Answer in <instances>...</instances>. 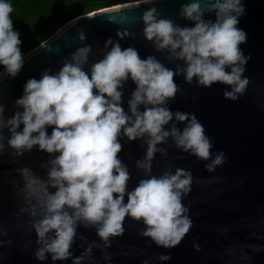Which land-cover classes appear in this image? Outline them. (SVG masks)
Segmentation results:
<instances>
[{
    "label": "clouds",
    "instance_id": "1",
    "mask_svg": "<svg viewBox=\"0 0 264 264\" xmlns=\"http://www.w3.org/2000/svg\"><path fill=\"white\" fill-rule=\"evenodd\" d=\"M13 11L10 0H0V68L10 78L24 65ZM244 12L241 0H205L203 8L192 2L182 6L180 17L194 26L181 27L160 18L156 8H149L141 17L144 39L156 51H166L169 60L182 61L183 67L174 71L154 56L142 59L135 48L122 49L109 38L103 58L87 70L90 45L72 53L58 72L45 69L39 79L27 80L14 105L22 111L5 119L0 105V141L7 129V147L17 157L34 147L50 157L46 179L30 169L20 170L38 246L34 252L37 261L48 256L53 262L69 259L81 226L94 229L107 244L110 238L123 235L126 218L142 223L141 235L159 248L171 249L181 243L192 227L189 209L183 204L191 191V172L177 168L174 173L169 169L152 175L151 161L157 153L167 155L158 146L171 140L181 152L207 161L209 172L226 162L223 152L213 156L212 141L196 116L172 112L168 103L180 91L174 79L178 75L187 84L195 79L198 87L226 86L225 100L234 102L243 95L249 57L240 48L247 42V34L237 25ZM206 13H214L215 21L205 20ZM116 35L124 39L128 33L118 31ZM79 40H85L83 33ZM129 79L135 90L126 112L122 89ZM179 124H184L183 129ZM48 128L52 129L50 135ZM121 137L146 145L145 157L136 167L147 178L140 179L131 191V174L119 156ZM4 147L0 143V150Z\"/></svg>",
    "mask_w": 264,
    "mask_h": 264
},
{
    "label": "water",
    "instance_id": "2",
    "mask_svg": "<svg viewBox=\"0 0 264 264\" xmlns=\"http://www.w3.org/2000/svg\"><path fill=\"white\" fill-rule=\"evenodd\" d=\"M192 2L205 7V0H153L77 17L25 56L23 68L15 78L8 77L4 70L0 73V105L4 106L5 119L22 111L14 105L22 97L27 80L39 79L45 69L58 72L72 53L90 45L87 70L103 58L109 38L122 49L135 48L142 59L154 56L174 71L183 67L182 61L169 60L166 51H156L144 39L141 17L154 7L160 18L170 19L181 27H193L191 21L180 17L182 6ZM241 2L245 12L237 26L247 34V42L240 48L249 57L244 72L248 84L243 95L234 102L225 100L226 86L198 87L195 79L187 84L178 75L174 79L180 91L168 103L172 112L196 116L212 141L213 156L223 152L226 162L209 172L205 168L207 161L181 152L171 140L158 146L166 149L167 155L157 153L151 161L152 175L159 176L169 169L174 173L177 168L191 172V191L183 204L189 209L192 227L181 243L171 249L159 248L141 235L142 223L126 218L123 235L110 238L107 244L98 239L94 229L81 226L77 228L69 259L53 262L48 256L43 262L37 261L34 252L38 246L20 170L30 169L34 175L46 179V162L50 157L36 147L17 157L7 147L10 134L4 129L5 139L0 141L5 144L0 150V264H264V0ZM203 18L214 22L215 14L206 13ZM118 31H126L128 35L119 39ZM80 33L85 36L83 42L79 40ZM134 90L135 85L129 79L122 89L126 112ZM178 127L183 129L184 124ZM51 131L48 128L49 135ZM120 142L123 150L119 156L131 174L128 185L131 191L140 179L147 178L136 167L137 161L145 157L146 145L142 140L129 142L125 137ZM162 256L170 259L162 260Z\"/></svg>",
    "mask_w": 264,
    "mask_h": 264
},
{
    "label": "trees",
    "instance_id": "3",
    "mask_svg": "<svg viewBox=\"0 0 264 264\" xmlns=\"http://www.w3.org/2000/svg\"><path fill=\"white\" fill-rule=\"evenodd\" d=\"M139 0H10L14 27L24 55L50 39L73 19ZM3 69L0 68V72Z\"/></svg>",
    "mask_w": 264,
    "mask_h": 264
},
{
    "label": "rangeland",
    "instance_id": "4",
    "mask_svg": "<svg viewBox=\"0 0 264 264\" xmlns=\"http://www.w3.org/2000/svg\"><path fill=\"white\" fill-rule=\"evenodd\" d=\"M151 1H153V0H150V2H151ZM141 2L143 3V0H139V1H136V2H130V3L122 4V5L113 6V7H110V8L104 9V10L114 9V8H118V7H120V6H127V5L137 4V3H141ZM73 20H74V19H73ZM73 20H72V21H73ZM72 21H71V22H72ZM71 22H69V23H71ZM69 23H68V24H69ZM68 24H67V25H68ZM59 31H60V30H59ZM59 31H58V32H59ZM54 35H55V34H54ZM54 35H53V36H54ZM37 48H38V47H37ZM37 48H36V49H37ZM34 50H35V49H34ZM34 50H33V51H34ZM33 51H31V52H33ZM31 52H29L28 54H30ZM28 54L24 55V57L27 56ZM2 71H3V70H2ZM2 71H1V72H2ZM1 72H0V73H1Z\"/></svg>",
    "mask_w": 264,
    "mask_h": 264
},
{
    "label": "bare ground",
    "instance_id": "5",
    "mask_svg": "<svg viewBox=\"0 0 264 264\" xmlns=\"http://www.w3.org/2000/svg\"><path fill=\"white\" fill-rule=\"evenodd\" d=\"M144 3V2H143ZM132 5H135V4H132ZM128 6H130V5H128Z\"/></svg>",
    "mask_w": 264,
    "mask_h": 264
}]
</instances>
